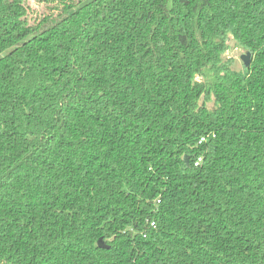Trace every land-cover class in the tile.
<instances>
[{"label": "trees", "instance_id": "trees-1", "mask_svg": "<svg viewBox=\"0 0 264 264\" xmlns=\"http://www.w3.org/2000/svg\"><path fill=\"white\" fill-rule=\"evenodd\" d=\"M37 1L0 0V264H264V0Z\"/></svg>", "mask_w": 264, "mask_h": 264}, {"label": "rangeland", "instance_id": "rangeland-1", "mask_svg": "<svg viewBox=\"0 0 264 264\" xmlns=\"http://www.w3.org/2000/svg\"><path fill=\"white\" fill-rule=\"evenodd\" d=\"M29 18L35 20V18L42 17L46 13H50L52 10L50 9V3L38 2L37 0H29ZM52 6V5H51ZM247 51L240 47L234 39H230L228 43L227 50L222 54V61L224 65H227L230 70L234 71H243L245 64L242 60L243 54H246ZM201 102H206L208 107H212L213 105V97L211 100H205V97H202Z\"/></svg>", "mask_w": 264, "mask_h": 264}, {"label": "water", "instance_id": "water-1", "mask_svg": "<svg viewBox=\"0 0 264 264\" xmlns=\"http://www.w3.org/2000/svg\"><path fill=\"white\" fill-rule=\"evenodd\" d=\"M242 60H243V62H244V64H245V66H249V65L251 64V52H250V51H247L246 54H243V56H242ZM189 160H190V156L186 155V156H185V162H186L187 164H189ZM98 246H100V247H108V246L104 243V241H103L102 239H100V240L98 241Z\"/></svg>", "mask_w": 264, "mask_h": 264}, {"label": "built area", "instance_id": "built-area-1", "mask_svg": "<svg viewBox=\"0 0 264 264\" xmlns=\"http://www.w3.org/2000/svg\"><path fill=\"white\" fill-rule=\"evenodd\" d=\"M205 140H206L205 137L200 138L199 144L205 142ZM201 161H202V157H199L198 160L196 161L195 165H199V163H201ZM153 225H154V223H153Z\"/></svg>", "mask_w": 264, "mask_h": 264}]
</instances>
